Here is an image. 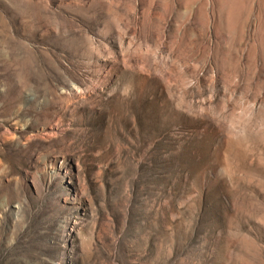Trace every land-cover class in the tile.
<instances>
[{
  "label": "rangeland",
  "instance_id": "obj_1",
  "mask_svg": "<svg viewBox=\"0 0 264 264\" xmlns=\"http://www.w3.org/2000/svg\"><path fill=\"white\" fill-rule=\"evenodd\" d=\"M0 264H264V0H0Z\"/></svg>",
  "mask_w": 264,
  "mask_h": 264
},
{
  "label": "bare ground",
  "instance_id": "obj_2",
  "mask_svg": "<svg viewBox=\"0 0 264 264\" xmlns=\"http://www.w3.org/2000/svg\"><path fill=\"white\" fill-rule=\"evenodd\" d=\"M252 107H250V108H246V109H243L241 112H240V114L238 115V118L239 119H246V118H249L248 116H249V114H251L252 113Z\"/></svg>",
  "mask_w": 264,
  "mask_h": 264
}]
</instances>
